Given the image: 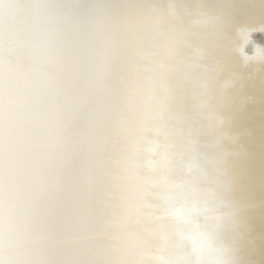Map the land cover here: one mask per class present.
I'll return each mask as SVG.
<instances>
[{"label": "bare ground", "instance_id": "obj_1", "mask_svg": "<svg viewBox=\"0 0 264 264\" xmlns=\"http://www.w3.org/2000/svg\"><path fill=\"white\" fill-rule=\"evenodd\" d=\"M0 2V259L242 264L203 77L200 32L215 15L197 0H91L88 14L83 0ZM252 31L239 30L244 58L263 55ZM255 81L243 95L257 98L228 130L244 133L236 191L264 212Z\"/></svg>", "mask_w": 264, "mask_h": 264}, {"label": "water", "instance_id": "obj_2", "mask_svg": "<svg viewBox=\"0 0 264 264\" xmlns=\"http://www.w3.org/2000/svg\"><path fill=\"white\" fill-rule=\"evenodd\" d=\"M197 4L202 10L216 17L215 23L206 29H201L200 48L209 55L208 59H211L209 68H203V77L209 76L210 94L207 104L215 118L216 133L220 136L219 142L217 138L214 139L215 146L219 147L216 152L223 154L221 163L223 176L227 182L224 193L232 199V204L237 208V226L241 237L238 254L243 261L242 264H264V212L258 211L260 203L246 199L236 191V176L233 168L240 160L241 150L234 145L244 133L235 134L228 130L230 126L232 127L236 114L244 112L248 104L257 98L251 92L243 95V90H249L245 86L246 83L251 79H255V82L262 79L264 82V0H197ZM83 5L88 14L91 0H83ZM82 26L90 29L84 48L92 52L96 43L94 24L89 25V15ZM243 27L253 29L252 38L261 43L263 48L261 57H245L246 59L243 57L242 48L239 49V30ZM249 69L252 71L248 73ZM259 83L264 87V83ZM90 107L91 101H88L72 124V131L79 133V136L85 126ZM232 107L237 111L230 113ZM244 142L241 144L246 147ZM251 148L250 145L249 149ZM262 155L264 157V154ZM260 180L264 182V177Z\"/></svg>", "mask_w": 264, "mask_h": 264}, {"label": "snow or ice", "instance_id": "obj_3", "mask_svg": "<svg viewBox=\"0 0 264 264\" xmlns=\"http://www.w3.org/2000/svg\"><path fill=\"white\" fill-rule=\"evenodd\" d=\"M0 6H4L2 4V2H0ZM0 264H5V261H3L2 259H0ZM8 264H29V262H24V261H12V262H8Z\"/></svg>", "mask_w": 264, "mask_h": 264}]
</instances>
